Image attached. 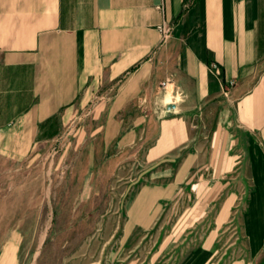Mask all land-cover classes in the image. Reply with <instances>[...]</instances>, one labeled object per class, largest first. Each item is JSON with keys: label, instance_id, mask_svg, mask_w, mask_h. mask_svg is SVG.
Segmentation results:
<instances>
[{"label": "crops", "instance_id": "crops-1", "mask_svg": "<svg viewBox=\"0 0 264 264\" xmlns=\"http://www.w3.org/2000/svg\"><path fill=\"white\" fill-rule=\"evenodd\" d=\"M76 115L124 186L113 264H264V0H0V156Z\"/></svg>", "mask_w": 264, "mask_h": 264}, {"label": "rangeland", "instance_id": "rangeland-1", "mask_svg": "<svg viewBox=\"0 0 264 264\" xmlns=\"http://www.w3.org/2000/svg\"><path fill=\"white\" fill-rule=\"evenodd\" d=\"M93 123L76 115L35 158L0 156V256L12 251L16 264H113L124 186L85 158Z\"/></svg>", "mask_w": 264, "mask_h": 264}, {"label": "built area", "instance_id": "built-area-1", "mask_svg": "<svg viewBox=\"0 0 264 264\" xmlns=\"http://www.w3.org/2000/svg\"><path fill=\"white\" fill-rule=\"evenodd\" d=\"M157 29H158V31L161 34V40L165 41L170 36L171 30H172V26L170 24L166 23V22H162L160 25L157 26ZM216 68H217V66H216L215 63H212L210 65V69L211 70H215ZM165 86H166L165 83H163L162 87L164 89H165Z\"/></svg>", "mask_w": 264, "mask_h": 264}]
</instances>
